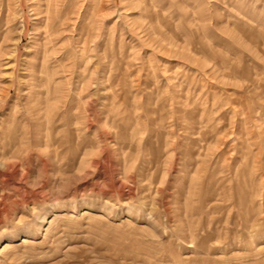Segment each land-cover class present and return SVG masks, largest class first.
I'll return each instance as SVG.
<instances>
[{
	"label": "rangeland",
	"instance_id": "obj_1",
	"mask_svg": "<svg viewBox=\"0 0 264 264\" xmlns=\"http://www.w3.org/2000/svg\"><path fill=\"white\" fill-rule=\"evenodd\" d=\"M0 264H264V0H0Z\"/></svg>",
	"mask_w": 264,
	"mask_h": 264
}]
</instances>
